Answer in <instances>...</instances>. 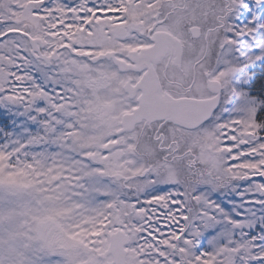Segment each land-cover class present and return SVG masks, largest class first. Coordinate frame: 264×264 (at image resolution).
<instances>
[{"label": "snow or ice", "instance_id": "6c2138e0", "mask_svg": "<svg viewBox=\"0 0 264 264\" xmlns=\"http://www.w3.org/2000/svg\"><path fill=\"white\" fill-rule=\"evenodd\" d=\"M0 264H264V0H0Z\"/></svg>", "mask_w": 264, "mask_h": 264}]
</instances>
